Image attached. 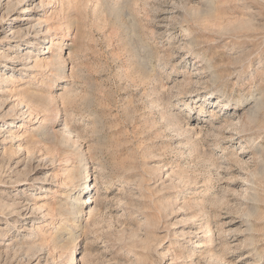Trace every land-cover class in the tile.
Instances as JSON below:
<instances>
[{"label": "rangeland", "instance_id": "374dc122", "mask_svg": "<svg viewBox=\"0 0 264 264\" xmlns=\"http://www.w3.org/2000/svg\"><path fill=\"white\" fill-rule=\"evenodd\" d=\"M73 258L264 264V0H0V264Z\"/></svg>", "mask_w": 264, "mask_h": 264}, {"label": "bare ground", "instance_id": "6f19581e", "mask_svg": "<svg viewBox=\"0 0 264 264\" xmlns=\"http://www.w3.org/2000/svg\"><path fill=\"white\" fill-rule=\"evenodd\" d=\"M40 6H43V5H40ZM10 11V10H9ZM51 41V40H50ZM242 106V105H241ZM260 110H261V105L259 104V103H257L256 104V106H255V108L252 110V112L250 113V115H249V124H251V125H254V124H257V121H258V118H259V113H260ZM241 122H243V121H241ZM245 122V121H244ZM244 122H243V124L241 125V128L243 129V127H246V126H244ZM247 124V123H246ZM245 124V125H246ZM248 124V125H249ZM200 130H203V128L202 127H200ZM243 133H246V130H245V128L243 129V130H241ZM66 138V137H65ZM253 143V142H252ZM255 143V142H254ZM81 160H82V162L84 163V160H85V158L84 157H82L81 158ZM89 175L87 174V175H85V177H84V183H82V189H81V191L82 192H84V193H87V189H89L90 188V186L89 185H87V184H89ZM79 194V193H78ZM87 198V197H86ZM85 198H83V197H81V196H78V204H76V207H74V209H73V212H72V214L77 218V217H82L83 216V206L87 203L86 201L87 200H85ZM84 201V202H83ZM82 202V203H81ZM73 208V207H72ZM211 232V231H210ZM212 233V232H211ZM203 235H205V237L204 238H208L209 237V235H207V234H203ZM205 243V242H204ZM203 243V244H204ZM207 244V243H206ZM207 245H205V247H206ZM71 264H75V259L73 258L72 259V261H71Z\"/></svg>", "mask_w": 264, "mask_h": 264}]
</instances>
